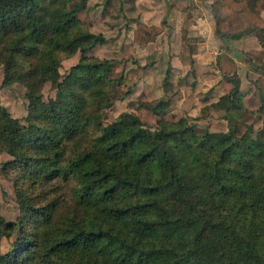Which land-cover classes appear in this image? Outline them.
<instances>
[{
    "label": "trees",
    "instance_id": "1",
    "mask_svg": "<svg viewBox=\"0 0 264 264\" xmlns=\"http://www.w3.org/2000/svg\"><path fill=\"white\" fill-rule=\"evenodd\" d=\"M208 1L216 22L245 23L235 40L255 34L264 46V0ZM86 3L0 0L3 86L23 85L30 102L26 125L0 105V153L13 158L5 170L17 174L22 212L0 219V238L18 235L0 264H264V77L245 93L237 62L222 55L224 95L213 106L227 123L217 132L186 119L152 130L164 103L107 126L113 86L130 93L145 68L112 79L115 61L88 56L105 38L81 27ZM143 30L153 41L158 27ZM78 52L85 57L62 81L60 56ZM47 83L57 95L46 103ZM251 96L256 137L245 120Z\"/></svg>",
    "mask_w": 264,
    "mask_h": 264
},
{
    "label": "rangeland",
    "instance_id": "2",
    "mask_svg": "<svg viewBox=\"0 0 264 264\" xmlns=\"http://www.w3.org/2000/svg\"><path fill=\"white\" fill-rule=\"evenodd\" d=\"M79 19L86 31L104 36L105 43L88 56L115 61L112 79L145 68L140 78L136 77V84H130V93L113 86L114 103L103 113L107 126L123 114L137 115L138 106L164 103L166 107L155 116L152 130H158L163 121L186 119L200 133L217 132L214 124L227 123L225 114L213 106L224 95L217 68L222 55L228 54L237 62V76L245 93L255 89L256 81L264 77V46L255 34L235 40L232 35L245 23L216 22L208 0H87ZM145 25L158 27L153 41L143 38ZM183 43L188 47L184 48ZM189 47H196L195 54ZM60 57L64 81L85 56L78 52ZM4 77V67L0 66V105L26 125L30 106L27 89L21 84L4 87ZM42 95L47 103L56 98L57 89L47 83ZM245 104L250 111L245 120L255 125L256 137L262 127L256 120L262 117L260 102L251 96ZM11 161L10 155L0 153V219L18 222L22 212L16 191L17 174L5 170ZM33 192L39 196L48 193L40 188ZM17 238V234L12 239L0 238L1 252L13 250Z\"/></svg>",
    "mask_w": 264,
    "mask_h": 264
},
{
    "label": "water",
    "instance_id": "3",
    "mask_svg": "<svg viewBox=\"0 0 264 264\" xmlns=\"http://www.w3.org/2000/svg\"><path fill=\"white\" fill-rule=\"evenodd\" d=\"M220 75H222V74L220 73Z\"/></svg>",
    "mask_w": 264,
    "mask_h": 264
},
{
    "label": "crops",
    "instance_id": "4",
    "mask_svg": "<svg viewBox=\"0 0 264 264\" xmlns=\"http://www.w3.org/2000/svg\"><path fill=\"white\" fill-rule=\"evenodd\" d=\"M211 4V3H210Z\"/></svg>",
    "mask_w": 264,
    "mask_h": 264
}]
</instances>
